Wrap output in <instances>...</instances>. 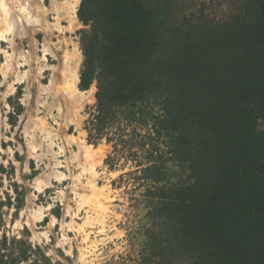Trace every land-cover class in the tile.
Returning <instances> with one entry per match:
<instances>
[{
  "label": "trees",
  "instance_id": "trees-1",
  "mask_svg": "<svg viewBox=\"0 0 264 264\" xmlns=\"http://www.w3.org/2000/svg\"><path fill=\"white\" fill-rule=\"evenodd\" d=\"M151 1L80 0L93 40L79 86L97 82L88 141L105 137L117 157L125 127L154 131L161 121L181 139L191 174L167 198L184 208L175 248L186 246L187 264H264V0H246L230 19L184 26L156 18ZM142 170L159 179L156 161ZM0 231V264H51L38 245Z\"/></svg>",
  "mask_w": 264,
  "mask_h": 264
},
{
  "label": "rangeland",
  "instance_id": "rangeland-1",
  "mask_svg": "<svg viewBox=\"0 0 264 264\" xmlns=\"http://www.w3.org/2000/svg\"><path fill=\"white\" fill-rule=\"evenodd\" d=\"M31 1L36 8L37 0H0L1 230L38 245L51 264H187L186 246H174L184 208L167 205L168 197L191 182L177 150L181 139L157 119L154 131L151 125L125 127L126 144L117 157L105 137L89 142L97 82L79 86L84 47L93 40L77 15L80 0L76 25L61 20L58 29L49 13L51 30L40 13V23L27 28ZM50 1L40 3L46 8ZM245 1L157 0L154 13L181 26L205 18L222 21L238 14ZM70 48L79 54L77 88L91 93L82 108L72 103L73 112L64 94L69 77L64 78L63 54ZM257 128L264 129L263 112ZM153 160L156 183L145 177L153 172L142 170Z\"/></svg>",
  "mask_w": 264,
  "mask_h": 264
},
{
  "label": "bare ground",
  "instance_id": "bare-ground-1",
  "mask_svg": "<svg viewBox=\"0 0 264 264\" xmlns=\"http://www.w3.org/2000/svg\"><path fill=\"white\" fill-rule=\"evenodd\" d=\"M77 2L78 0H51L50 5L46 8L40 3V0H37L38 6L36 8H34L35 6L34 2L32 1L28 2L27 3L28 11L32 12L31 17L33 21H30V25H28L27 28L34 29L33 26H35L36 23H40V19L43 17L44 18L43 24L45 23L44 26H46L48 30H51L53 27L47 19V15L49 13L54 14L55 26L58 29H61V20H65L68 23V27L75 26L77 23L76 15H75ZM39 13L42 17L38 15ZM46 46L45 49L55 56L56 51L51 49L48 45ZM68 49L65 50L64 51L65 53L63 54V66L67 67L65 70L66 74L64 75V78L69 77L67 89L64 91V94L69 100L67 104L68 111L73 112L72 103L80 102L79 107L82 108L84 102L91 97V93L78 90L77 88L78 76L76 70L78 67L79 54L75 48L72 49L70 48V50ZM52 105L56 106L58 105V102L52 101ZM88 149L89 148L85 147L84 151L86 152V154L91 156L92 151ZM51 174H55V172L53 171L51 172ZM47 180L49 181V178H47Z\"/></svg>",
  "mask_w": 264,
  "mask_h": 264
}]
</instances>
